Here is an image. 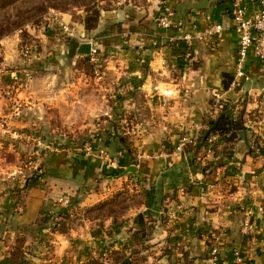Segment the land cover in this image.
<instances>
[{"label": "crops", "instance_id": "crops-1", "mask_svg": "<svg viewBox=\"0 0 264 264\" xmlns=\"http://www.w3.org/2000/svg\"><path fill=\"white\" fill-rule=\"evenodd\" d=\"M128 1L102 10L100 33L106 45H118L98 51L95 76L79 70L76 82L43 86L45 97L24 94L19 102L29 105L25 112L10 108L0 95V122L6 117L11 127L31 129L34 136L62 131L54 123L47 129L43 125L54 116L65 122L75 119L73 114L82 113L85 119L106 116L104 123L90 126L96 138L91 153L79 154L74 146L49 140L56 150L44 154L47 172L42 183L25 189L18 200L6 188L26 143L11 140L0 123V259L8 249L7 235L28 227L43 210L59 207L74 194L85 202L111 194L127 177L114 178L108 164L114 161L123 170L136 159V179L155 191L149 213L166 216L169 225L181 229L182 244L203 251L204 240L195 238L197 232L222 229L217 264H233L236 249L241 254L249 251L247 264H264V150L252 146L254 132L245 129L232 141L212 135V145H194L198 130L212 116V99L234 104L235 118V109L244 106L242 119L258 123L254 135H262L259 123L264 115L255 117L254 110L264 105L258 97L264 95V63L248 53L244 75L236 76L238 35L230 17L231 0H180L174 3L175 26L170 28L158 24L157 0ZM242 5L247 16L255 14V0H243ZM214 24H221L222 30L211 40L199 36ZM185 34L191 36L188 57L178 44ZM101 148L112 157L109 162L99 157Z\"/></svg>", "mask_w": 264, "mask_h": 264}, {"label": "rangeland", "instance_id": "rangeland-1", "mask_svg": "<svg viewBox=\"0 0 264 264\" xmlns=\"http://www.w3.org/2000/svg\"><path fill=\"white\" fill-rule=\"evenodd\" d=\"M115 1L121 3L116 5L114 0H0V95L10 108L14 106L13 110L25 112L29 105L19 102L24 94L31 96L34 92L39 97H45L46 89H43V86L48 87L49 82H52V85L53 82L55 85L76 82L79 70L86 77L95 76L94 57L98 51H106L109 46L113 47V44L118 45L116 42L106 45L107 38L102 37L104 33H100L101 29L97 26L100 15L103 14L102 10L111 9L113 4L117 9L120 4L129 2ZM157 1L160 15L164 5L173 8L174 3L180 0ZM97 11L98 16H94L93 12ZM85 19H88L89 25L95 27L86 29ZM183 36L178 44L187 45ZM73 42L93 43L91 48L95 49V53L91 54L90 51L89 54L80 55L77 52H70ZM180 49H183L185 54L189 51L188 45L187 48ZM81 58L86 60L80 61ZM259 95V99L264 101V95ZM219 101L215 100L216 104L211 105V108ZM228 104L235 108L234 104L229 102ZM90 106L93 107L91 104ZM244 108L242 106V109H235L236 118H241L245 129L256 133L254 128L258 123L252 125L246 123L245 118L242 119L243 113L245 114ZM257 110H254L255 117L264 115V105L260 111ZM73 115L75 119L69 122L57 121L56 116L50 123L43 122L46 129L53 123V126L63 129L56 135L47 137L44 134L34 136L31 129L27 132L17 130L19 127L16 129L15 126L11 127L13 125L10 121L7 122L6 117H1L3 133L9 134L13 141L26 143H24L26 149L19 154L17 170L14 169L11 174L12 184L6 188L13 199H20V193L25 189L42 183L47 172V166L43 162L44 154H52L56 150L52 147V144H55L49 140L56 139L69 147L74 146V151L79 154L92 152V141L96 138L95 131L91 130L90 126L104 123L102 120L105 119V115L93 114L86 119L82 113ZM93 117L96 118L88 120ZM259 124L264 130V118ZM26 128H29V125ZM254 133L251 137L252 146L264 150V145L260 146L258 141V137L264 140V131L261 136ZM208 143L212 145L213 136L209 138ZM194 145L202 146L201 142L197 143L195 140ZM98 155L101 160L107 159L104 160L106 162L112 158L104 148L98 150ZM131 161V165L123 170L118 169L114 161L108 164L114 178L127 177L119 189L111 194H105L98 201L89 199L91 201L85 202L82 200L83 196L77 193L61 200L62 202L58 203L59 207L52 205L49 209L43 210L31 225L7 235L8 249L3 257L15 246H21L25 264H82L88 259H98L103 264H217L225 232L222 229L204 232L199 230L195 238L201 237L204 240L203 251L194 249L193 244L190 249L187 247L188 244H182L180 235L184 233L181 229L176 230L173 225L168 224L166 216L158 217L153 211L149 213V207L143 206V189L148 187L142 178L136 179L137 162L136 159ZM103 201H109L110 204L92 210ZM245 226L250 232L249 219H246ZM240 251V249L234 251L233 264L238 257L242 259V264H247L249 251H245L244 254ZM203 259L211 260L207 263L201 261Z\"/></svg>", "mask_w": 264, "mask_h": 264}, {"label": "built area", "instance_id": "built-area-1", "mask_svg": "<svg viewBox=\"0 0 264 264\" xmlns=\"http://www.w3.org/2000/svg\"><path fill=\"white\" fill-rule=\"evenodd\" d=\"M255 1L257 3L255 14L253 16H247L242 5L243 0H231L232 7L230 17L238 35L237 57L234 64L236 76L238 77L244 75V66L248 53H252L255 58L264 63V0ZM161 12L162 13H160L157 19L159 25L164 28L174 26L173 8L170 5H164ZM221 30V24H214L204 32H201L199 36H204L207 40H211V38ZM190 39V34H185L183 36V40L187 45ZM92 53H95V49L93 48H91V54ZM185 55L188 57L190 52L187 51ZM181 146L182 145H179L178 149H180ZM213 252L215 253L216 249ZM236 260L235 264H242V259L240 257L236 258Z\"/></svg>", "mask_w": 264, "mask_h": 264}, {"label": "trees", "instance_id": "trees-1", "mask_svg": "<svg viewBox=\"0 0 264 264\" xmlns=\"http://www.w3.org/2000/svg\"><path fill=\"white\" fill-rule=\"evenodd\" d=\"M88 11L89 10H87V13H89ZM93 13H95L94 16H98V11L93 12ZM88 17H91V16H88ZM89 23L90 22L88 21V19H85L86 29H90V28L95 27V25H89ZM179 46H180V48H184V49L187 48V45L183 44V43H180ZM84 59L85 58H81L80 61H82ZM230 82H231V78L228 77L224 86L227 88L229 86ZM214 102H215V100L212 99L211 104L212 105L216 104ZM228 108L231 109V112L222 115L219 118V120L217 121L216 126L210 130L208 135L205 136L206 130L211 128V126L214 124V122L216 121L218 116L221 113H223L224 111H226ZM213 109L214 110H213L212 116L210 117L208 122L202 128H200L198 130V132L195 136V142H197V143L201 142L202 146L203 145L205 146L208 144V140L212 135H217L218 137H223L225 140L232 141L233 139H235L237 137L240 130L245 129L243 121L240 120V118L234 117L233 108L230 107L228 102L219 101ZM196 147L199 149L201 146H196ZM143 196H144V200L142 202L143 206H145V207L152 206L154 201H155L154 189L144 188L143 189ZM109 204H110L109 201H106V202L103 201V202L97 204L96 206H94L92 208V210L95 208L96 209L102 208L103 206H107ZM0 264H25V260L23 258L21 246H15L7 256H4L2 259H0ZM82 264H103V262H101L98 259H88L85 262H83ZM120 264H122V263H120Z\"/></svg>", "mask_w": 264, "mask_h": 264}, {"label": "water", "instance_id": "water-1", "mask_svg": "<svg viewBox=\"0 0 264 264\" xmlns=\"http://www.w3.org/2000/svg\"><path fill=\"white\" fill-rule=\"evenodd\" d=\"M71 51L74 53L75 51L77 53H81V54H89L90 51H91V44L90 43H81V44H77V43H74L72 46H71ZM231 112V109L228 108L226 111H224L223 113H221L218 118L216 119V121L214 122V124L211 126V128H209L208 130H206L205 132V136L209 134L210 130L213 129L215 126H216V123L217 121L219 120V118L224 115V114H227ZM243 131V130H242ZM241 131V132H242ZM240 133V131H239Z\"/></svg>", "mask_w": 264, "mask_h": 264}]
</instances>
